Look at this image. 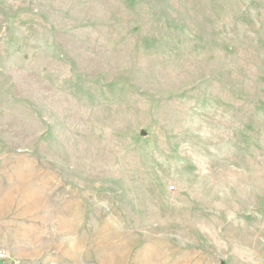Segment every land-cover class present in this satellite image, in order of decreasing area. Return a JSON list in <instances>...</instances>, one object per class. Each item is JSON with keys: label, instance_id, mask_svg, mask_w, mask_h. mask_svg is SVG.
Wrapping results in <instances>:
<instances>
[{"label": "rangeland", "instance_id": "374dc122", "mask_svg": "<svg viewBox=\"0 0 264 264\" xmlns=\"http://www.w3.org/2000/svg\"><path fill=\"white\" fill-rule=\"evenodd\" d=\"M0 264H264V0H0Z\"/></svg>", "mask_w": 264, "mask_h": 264}, {"label": "water", "instance_id": "95a60500", "mask_svg": "<svg viewBox=\"0 0 264 264\" xmlns=\"http://www.w3.org/2000/svg\"><path fill=\"white\" fill-rule=\"evenodd\" d=\"M144 134V132H142Z\"/></svg>", "mask_w": 264, "mask_h": 264}]
</instances>
